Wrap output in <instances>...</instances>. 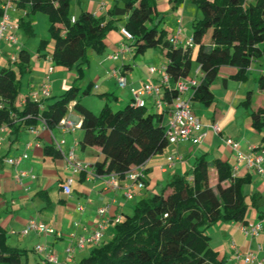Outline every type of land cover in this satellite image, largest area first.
Returning <instances> with one entry per match:
<instances>
[{
    "label": "trees",
    "instance_id": "obj_1",
    "mask_svg": "<svg viewBox=\"0 0 264 264\" xmlns=\"http://www.w3.org/2000/svg\"><path fill=\"white\" fill-rule=\"evenodd\" d=\"M16 9L26 11L19 21V30L34 35L31 16L42 13L49 20V39H42L38 55L46 58L50 40L55 42L52 61L56 66L77 70L72 87L60 97L32 102L29 98L19 107L22 79L28 70L30 55L25 50L13 64L0 69V125L11 128L12 134L45 122L54 131L68 115L70 106L82 117L81 149H101L103 160L95 165L96 174L108 177L117 174L124 179L133 167L145 165L162 154L169 143L166 137L164 112L152 113L148 108L128 104L114 111L109 104L113 95L104 94L105 106L95 114L81 103L79 82L84 68L90 64V52L102 55L106 51L107 35L123 27L133 36L129 44L135 57L160 48L167 60V73L172 85L188 78L193 65V50L174 45L166 31L154 23L156 0H116L106 17H96L82 11L72 23V0H14ZM201 19L193 23V41L199 46L195 62L203 73L202 83L195 88L193 102L206 107L214 103L211 85L219 69L232 67V80L245 81L253 62L264 57V0H194ZM3 12L0 8V18ZM210 35V43L204 39ZM93 84H90L89 89ZM264 94V75L258 80ZM169 102L175 93L165 89ZM90 94V90L83 92ZM104 96V97H103ZM243 105L250 108L252 92ZM252 126L264 129V106L251 114ZM61 152L45 147V154L55 158ZM2 160H0V168ZM214 172V174H213ZM216 179L213 185L212 180ZM251 178L236 179L226 161H208L201 157L188 176H175L159 193L139 201L131 215L113 227V237L93 249L78 264H227L225 256L214 251L207 231L219 223L247 224L250 209L264 222V196L247 194L245 187ZM26 251L7 243V232L0 224V264H23ZM48 264V263H47Z\"/></svg>",
    "mask_w": 264,
    "mask_h": 264
},
{
    "label": "crops",
    "instance_id": "obj_2",
    "mask_svg": "<svg viewBox=\"0 0 264 264\" xmlns=\"http://www.w3.org/2000/svg\"><path fill=\"white\" fill-rule=\"evenodd\" d=\"M193 1L156 0L157 21L163 14L165 15L163 21L167 16L173 17L174 23L178 26L176 31L167 26L164 27L163 30L166 31L168 40L176 35L179 27L181 28L180 43L186 46V42L192 38V36L189 37L190 32L183 30V24L185 23L183 18H185V12L188 8L187 4L193 3ZM115 2L116 0H75L76 9L71 16L76 18L82 11H88L96 17H106L108 19V12ZM189 8L197 17V11L199 10H197L196 5L191 4ZM13 19L14 22L20 20ZM116 25L118 26L117 30L110 32L105 39V53L90 55V64L84 68V79L89 76L90 84H93V81L97 84L94 86V90L100 92L104 90V93L113 95L111 102L116 105L124 104L127 106L132 103L133 89L139 91L148 83L159 85L161 76L149 73V69L153 66L143 68L141 76L135 73L131 65L132 59H136L134 51L122 55L118 60L112 59V56L117 53L120 45L124 42L121 34L124 22H119ZM209 43L210 41L205 44ZM2 47L3 54L1 55L0 69L4 67L16 69L14 63L10 64V57L16 54L18 59L22 50L28 52L19 45L5 44ZM162 55L164 56V53ZM194 55L195 51L193 57ZM47 59L52 60V55L46 58L37 56L35 59L30 56L28 63L30 72L22 79L21 94L18 100L19 107L23 105L24 100L29 98L31 93L39 92L49 66ZM52 64H54L53 61ZM166 65L167 60L165 58L160 67L153 68L160 69ZM114 69L125 73L128 79L126 89H120L117 81L111 77V71ZM198 69L197 65L194 72L191 70L188 79H194L200 85L203 75L197 73ZM75 73L77 74L76 70ZM75 80L76 77L73 80L71 71L66 73L65 68H62L55 76L54 81H51L50 98L62 96L72 87ZM229 85V81L225 79L224 87L228 89ZM194 93L195 89L191 87L184 97L190 101V105L197 115L199 110H196L195 103L198 102L192 101ZM247 94L238 92L229 104L222 101L224 99L223 95L218 96L221 102L216 101L217 96L215 97V94V100L211 106L206 107L199 103L201 105L199 109L207 113L204 120L197 115L202 123L210 125L216 122L222 133L215 134L211 129H208L207 138L202 144L188 142L169 145L162 154L152 157L143 166L146 175L143 189L131 187L132 183L126 177L124 179L119 178V188L114 189L107 184L106 176L96 174L95 165L104 157L99 148L81 149L82 117L74 110V106L69 110L65 119L79 125L76 129L65 131L58 127L52 131L45 129L43 124L39 122L36 127L22 129L19 134L15 135L12 134L11 128L5 125V131H0V160H2V167L0 168V224L7 232L8 245L26 251L27 255L23 259V264H47L44 255H39L36 252V247L39 245L46 247L48 252L55 253L59 259V264H78L81 260L87 258L97 246L88 243L84 249L76 250L69 261L67 260L66 250L74 245L75 239L80 237L89 238L92 235L101 220L98 214L100 208H107L109 211L108 216L111 218L116 216L123 218L124 215L128 214L130 207L134 209L139 201L159 193L164 185L175 176L190 175L196 161L201 157H205L208 161L215 159L226 161L232 167V172L237 167L238 171L234 175L236 179L251 178V183L247 185L248 188L245 187V192L247 194L260 193L264 196V177L254 170L248 169L245 160H239L240 154L248 156L252 153L251 148L254 149V152H257L258 149L264 146V129L262 131L254 129L251 119L252 112L258 111L264 106V103L251 111L254 103L253 95L251 107L247 108L243 105ZM243 97L245 100H241ZM104 103L106 104V101ZM105 104L101 107H104ZM147 105L149 111L158 113L152 109L150 100L147 101ZM168 119L169 113L164 112L163 122L165 125ZM227 138H232L240 143L239 152L233 151L227 146L225 142ZM56 141H64L62 145L63 153H60V158L45 154V147L47 146H52L56 151H59L55 147ZM70 150H74L77 160L87 167L85 171L74 173L69 170L64 154H67ZM23 155H27V158L19 165L14 166L6 162L8 159L19 158ZM175 155H180L182 160L177 162L174 167L169 168L171 158ZM22 172H26L27 175L22 176ZM69 178H72L74 183L72 194L68 196L63 193L62 187ZM213 181L216 182V179H213ZM127 191L133 193V198L130 200L125 197ZM133 201H135L134 205H132ZM250 211L255 212L256 215L252 220L247 215V224L237 222L219 223L214 227L213 233L210 234L211 248L225 256L227 264H264V229L258 238L247 237L243 232L244 227L254 226L258 223L264 224L263 221L259 220V215L255 210L250 209ZM261 211L264 213V207ZM30 220H35L47 227L56 229L63 237L45 236L36 232L25 233ZM115 225L111 223L108 226L104 232L102 242H108L112 239ZM71 235H75V238L70 239ZM252 256L255 258L253 262L251 261ZM238 257L240 259H237Z\"/></svg>",
    "mask_w": 264,
    "mask_h": 264
},
{
    "label": "built area",
    "instance_id": "obj_3",
    "mask_svg": "<svg viewBox=\"0 0 264 264\" xmlns=\"http://www.w3.org/2000/svg\"><path fill=\"white\" fill-rule=\"evenodd\" d=\"M254 1V0H248ZM0 8L3 12L0 21V64H1V55L3 54L2 46L9 44L11 46H17L19 44V39L17 32L19 31L18 22H13L11 18V11H16V6L14 0H0ZM72 23L76 21L75 17H72ZM181 26V25H180ZM121 34L124 38V42L120 45L119 50L116 54L112 56V59L118 60L122 55L132 52L133 48L129 45L133 41V36L123 28ZM181 37V28L179 27L176 35L171 38V42L174 45H183L180 43ZM194 45L193 38L189 39L186 42V46L192 48ZM17 60L16 54H13L9 62L10 64L15 63ZM49 66L47 69L46 76L44 81L39 88V92H33L30 94L29 99L32 102L40 103L43 100L49 99L51 96V81L50 77L53 74L55 68L52 64L51 59H47ZM149 73L151 75L159 74L161 76V82L159 85L152 83L145 84V86L137 91L132 90V105L139 108H148L147 101L150 100L152 103V109L157 112H167L169 113L168 122L165 125L166 137L169 145H178L180 143L193 142L194 144H202L207 138V130L211 129L215 134H221L222 131L219 125L215 122L210 125H205L202 123L201 119L194 113L190 101L185 99L184 95L190 90V88H197L199 85L194 79H181L176 84L172 85L170 82V75L167 73V65L160 68H150ZM198 74H202L200 68L197 71ZM111 77L117 81V85L120 89H126L128 87V79L125 76V73H122L120 70L114 69L111 71ZM168 89L170 92L175 93L176 97L172 102H169L165 96V89ZM25 103V100L22 104ZM75 105L72 103L70 109ZM1 108V106H0ZM69 109V110H70ZM45 129L47 128L44 121H42ZM61 130H72L79 127L75 125L68 119H63L58 126ZM6 126L0 125V131H5ZM48 129V128H47ZM225 142L228 147L233 151L239 152L240 143L233 140L232 138L225 139ZM64 141L55 143L56 149L60 152L62 151V145ZM252 153L248 156L242 154L239 155V160H245L247 168L254 170L259 175L264 177V146L254 152V149H250ZM65 161L68 165L69 170L74 173L83 172L86 170V166L77 160L74 150H70L67 154H64ZM27 158V155H23L19 158L8 159L6 162L10 165H19L24 159ZM182 160L180 155H175L171 158V161L168 165L169 168L174 167L175 164ZM144 166V165H143ZM143 166L133 167L126 175V178L132 183L131 187L143 189L145 187L146 175L145 169ZM238 168L233 169V174L237 173ZM22 176H26V172L21 173ZM107 178V184L112 186L114 189L119 188V176L117 174H111ZM74 181L72 178L66 180L62 187V191L65 195L72 194V185ZM129 190V189H128ZM125 197L130 200L133 198V193L127 191ZM107 208H100L98 211L100 222L98 223L96 229L89 238L80 237L75 239L73 246L69 247L66 250L67 260H71L72 255L76 250L84 249L88 243L99 246L102 243V238L104 232L111 223L118 224L122 221L121 216L109 217ZM264 229L263 223H258L254 226L244 227L243 232L247 237L258 238L260 233ZM27 232H36L41 235H54L57 238H62L63 235L54 228L47 227L45 224L38 223L35 220H30L26 226L25 233ZM70 239H74L75 235H71ZM36 252L39 255H44L45 262L48 264H59V259L53 252H48L47 248L43 245L36 247ZM237 259H240L239 257ZM251 261H255V258L252 256ZM261 264V263H257Z\"/></svg>",
    "mask_w": 264,
    "mask_h": 264
},
{
    "label": "rangeland",
    "instance_id": "obj_4",
    "mask_svg": "<svg viewBox=\"0 0 264 264\" xmlns=\"http://www.w3.org/2000/svg\"><path fill=\"white\" fill-rule=\"evenodd\" d=\"M191 4H193L195 6L194 3L187 4L188 8L185 12L186 13L185 18H183V19H185V23L183 24V30L190 32L189 37H191L193 34V23L195 22V20H199L202 17L201 13L199 11H197L198 16L197 17L194 16V12L191 11L189 8L191 6ZM75 9H76V3H75V0H72L71 14H74ZM10 14H11L12 21L14 20L13 18H17L16 20L18 21L22 17H26L27 12L17 9L15 12L11 11ZM18 16H20V17H18ZM161 16L162 17L159 18L158 21H157V16L154 17V23L155 24H162V25H159V28H158L159 31H162L165 26L169 27L172 30H175V31L177 30L178 26L176 25V23H174L173 17L167 16L165 18V20L163 21V17H165V15L161 14ZM31 19H33V22H34V25H33L34 26V35L29 36L23 30H19L17 32V36L19 39L18 45L20 47L25 48L28 51V53L30 54L31 58L35 59V57L39 56L37 51H38L41 40L42 39H49V27H50L49 25L50 24H49L47 16L42 14V13H36L35 15L31 16ZM208 41H210V35H207L205 37L204 43H206ZM54 46H55V42L53 40H50L49 45L47 46V50L45 51L47 56L52 55L53 50H54ZM2 49H3V47H2ZM198 49H199V46L197 44H194L192 47L193 52L195 51V55L193 58L194 62L192 65V72H194L196 67H197L195 59H196V54L198 52ZM93 54H94V52H90V55H93ZM163 59L165 60V57L162 55V50L160 48L151 49V50H148L144 55L137 56L135 60L132 59L131 65H132L135 73H137L138 75L141 76L142 75L141 72H142L143 68H149L151 66L158 68V66L160 67L161 63L163 62ZM53 66L55 67V73L50 77V81H52V80L54 81L55 76L62 70V68L56 66L55 63L53 64ZM251 69H250L251 71H249V73H248L247 80L241 82V81H236V80L231 79V76L236 74L235 68H231V67L220 68L215 82H213V84L211 85V90L215 94V97L217 96V99H218V100L216 99V101L221 102V99L218 96L223 95L224 99L222 101L229 104L233 100V98H235V96L238 94V92H240V93L244 92L245 94L252 92L254 103L252 105L251 111L258 108L259 105H262L264 103V95L259 91L258 80L261 77V75H264V57H260V58L256 59L253 62ZM260 70H262V71H260ZM65 72L69 73L70 70L65 68ZM71 72H72L73 80L75 77L78 78V76H76L77 74L75 73V70H71ZM76 72H77V70H76ZM225 79H227L230 83L228 89H226L224 87V80ZM89 80H90L89 76H87L85 79L83 78L80 81H78L79 82V88H80L81 103L87 109L92 111L93 113L99 114L100 111L102 110L101 108H103L101 106H103L105 104L104 103L105 100H102V95L107 94V93H104V90H102L101 92L94 90L93 89L94 86L97 85L94 81H93L94 85H92V87L89 89V87H90ZM71 84H72V82H71ZM86 90H90V94L84 95L83 92ZM241 100H245V98L243 97ZM111 101H109V104L111 105V107L113 106L114 111H119V110H122L126 107V105H124V104L116 105L114 102H111ZM195 105H196L195 106L196 110H199L197 112V115L203 120L206 119L207 113H205V111H202L201 109H199L201 107V105L199 103H195ZM241 120H243V119H241ZM171 181H172V179L167 184H165L164 187H166ZM215 183H216L215 181L212 182L213 185ZM247 188H248V186H247ZM134 203H135V201L132 202V205H134ZM133 210H134L133 207H130L128 209L127 215H131L133 213ZM255 215H256V213L253 211L248 212V217L250 220L254 219ZM216 225H214L208 229L207 233L209 236H210V234L213 233V231L215 229L214 227Z\"/></svg>",
    "mask_w": 264,
    "mask_h": 264
}]
</instances>
